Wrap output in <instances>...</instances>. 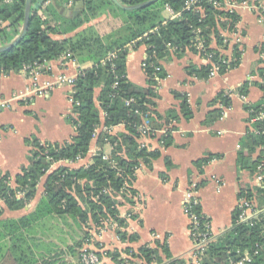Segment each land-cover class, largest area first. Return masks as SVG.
<instances>
[{
    "label": "trees",
    "instance_id": "trees-1",
    "mask_svg": "<svg viewBox=\"0 0 264 264\" xmlns=\"http://www.w3.org/2000/svg\"><path fill=\"white\" fill-rule=\"evenodd\" d=\"M69 1L75 0H60L59 5L63 6ZM120 1L125 5H137L148 0ZM188 1L159 0L146 8L126 11L111 0H88L85 9L76 18L62 19L59 25L46 20L42 10L36 7L37 0H33L26 37L12 50L0 54V76L19 73L35 62H51L68 54L79 65L90 63L91 66L80 70L76 79L73 111L68 118L75 128L71 141L51 144L41 143L35 137L28 139L31 147L29 164L16 176V188L8 184V175L0 173V199L8 209L21 210L33 200L41 178L48 174L54 163L85 158L101 126L110 129L124 125L125 133L111 135L102 131L98 135L100 148L105 145L112 147L108 160L104 159L105 153L100 149L89 166L78 169L60 167L47 175L44 197L30 220L53 215L70 216L83 228L91 221L98 229L103 228L107 221H113L118 225L119 237L127 240V234L121 230L126 227L127 219L120 216L119 207L122 204L119 197L133 203L128 194H136L133 184L141 163L151 168L152 161L161 155L160 151L141 147L139 128L146 117L150 118V125L155 128H168L180 118L175 110L168 111L165 118L153 110L159 98L157 87L166 77L161 61L172 53L180 55L187 50L199 53L198 45L201 42V53L206 57L211 55L212 63L200 70L190 66L187 68L189 75L196 74L206 79L214 65L219 67V74H225L241 62L242 51L238 46L234 47L231 59L210 48L214 40L219 48H227L221 32L233 30L239 17L216 8L214 0H197L190 10L186 9ZM25 2L0 0V45L8 43L3 25L9 23L14 26L24 21ZM167 7L180 15L166 18L164 11ZM102 15H106L102 23L89 25ZM72 33L75 34L68 38H55ZM142 45L147 47V65L144 68L148 84L146 88L130 82L126 72L129 48L137 49ZM110 54H115L116 58L109 59ZM158 67L160 71H157ZM260 76L262 82L257 85L263 92V98L256 104L245 105L250 127L241 141L237 157L239 171L248 172L254 179L264 161V68L260 70ZM248 87L249 83L244 84L239 92L247 95ZM175 96L182 100V116L190 119L192 112L188 99L179 94ZM130 99H134V102L127 105L126 101ZM215 103L222 107L209 113L208 122L222 117L224 110L231 106L230 96L221 92L213 101ZM170 130L164 137L163 147L171 145ZM214 157L209 155L195 165L202 169ZM19 192L23 193L21 199H18ZM238 197L258 202L259 213L242 222L240 216L243 209L238 205L232 213L231 227L212 237L206 264H264V189L241 185ZM196 211L200 214L201 207ZM130 240L135 241L136 237L132 236ZM126 253L129 255L127 259H123L118 252L106 254L116 264H133V259L144 264H162L163 258L167 264H186L185 260L172 257L166 242L157 243L156 248L141 247L137 252L128 249Z\"/></svg>",
    "mask_w": 264,
    "mask_h": 264
},
{
    "label": "crops",
    "instance_id": "crops-1",
    "mask_svg": "<svg viewBox=\"0 0 264 264\" xmlns=\"http://www.w3.org/2000/svg\"><path fill=\"white\" fill-rule=\"evenodd\" d=\"M45 1L37 0L36 7L42 10V16L49 22L60 25L62 19L76 18L72 16L76 0L63 6L59 5L60 0H51L48 6L43 7ZM87 1L83 0L84 9ZM224 1L227 12L237 15L239 22L233 30L221 32L227 48H219L215 40L210 48L231 59L234 47L238 46L242 51L241 62L225 74L205 79L196 74L189 75L187 71L190 66L200 70L211 65L208 57L201 53L202 49H199V53L188 50L180 55L172 53L161 61L166 77L157 87L159 98L153 110L164 118L168 111L175 110L180 118L168 128L152 127L159 131L155 137L139 139L141 147L160 151L161 155L152 161L151 168L141 163L133 184L136 194H128L133 203L119 197L121 218L132 216L127 219L126 227L121 229L127 234V240L119 237L118 225L114 223L98 229L91 221L83 228L70 216L53 215L30 220L44 197L48 174L60 167L78 169L89 166L100 149L110 156L112 147L105 145L100 148L98 135L102 131L111 135L126 132L124 125L110 129L101 126L87 156L78 161H61L51 165L48 174L41 178L34 199L23 209L12 211L0 199V264H80V254L85 248H100L107 263L116 264L105 255L107 252H118L123 259H127L128 249L137 252L141 247L156 248L157 243L165 242L173 258H188L192 241L182 203L193 185L198 188L201 211L209 218L213 234L219 235L231 227L232 213L240 201V186H254L255 183L248 172L239 171L237 157L241 141L250 127L245 105L256 104L263 98L257 84L262 82L260 70L264 68V0ZM105 19L106 15H102L89 25L96 26ZM22 26L23 22L14 26L9 23L3 25L8 43L19 35ZM75 33L55 38L64 39ZM146 51L144 45L137 49L130 47L126 63L128 80L141 88L148 86L143 67ZM90 66V63L79 65L65 55L49 63L43 80L55 79L61 74L75 76ZM246 83H249V87L247 95H243L239 90ZM30 86L29 75L23 71L0 76V102H10V108L0 113V173L8 175V184L12 188H16V176L29 164L31 147L28 139L35 137L41 143L62 144L70 142L75 135V128L68 122L73 111L69 99L70 88L58 86L47 95H37L27 92ZM221 92L230 96L231 106L224 110L220 119L208 122L209 113L222 107L219 103L213 104ZM98 94L99 90L96 96ZM175 94L188 99L192 112L190 119L182 116V100ZM144 123H150V118H145ZM171 127L173 129L170 130ZM164 130H170L172 142L168 147L161 144ZM209 155L215 156L213 160L202 169L196 167V162ZM22 197L23 193L19 192L18 199ZM67 227L76 230L71 242L67 240ZM88 235L93 241L91 244L85 242ZM132 236L136 237L135 241L130 240ZM163 260L162 264H167L165 258ZM133 264L144 263L133 259Z\"/></svg>",
    "mask_w": 264,
    "mask_h": 264
},
{
    "label": "built area",
    "instance_id": "built-area-1",
    "mask_svg": "<svg viewBox=\"0 0 264 264\" xmlns=\"http://www.w3.org/2000/svg\"><path fill=\"white\" fill-rule=\"evenodd\" d=\"M7 2H11L12 0H6ZM51 0H46L43 3V7L49 5ZM197 0H189L186 3V9L190 10L194 4H196ZM213 4L216 8L221 10H228L226 8V1L224 0H214ZM167 10L170 12L172 17H178L180 14H175L169 7ZM201 11L198 8V11ZM231 12V11H230ZM3 46V45H0ZM199 49L203 50V43H199ZM67 57H71L70 54L66 55ZM115 54H110L109 59H115ZM209 61L212 63V56L208 57ZM50 62L44 61L43 63L35 62L30 66H26L23 69L31 80L30 89H27V92H35L37 95H47L52 92L58 86H67L70 88L69 99L72 104H74L73 96L76 92V79L78 75L69 76L67 74L58 75L55 79H46L43 80L46 72L49 70L48 65ZM147 65L146 61L143 63V67L145 68ZM161 68L158 67L157 71H160ZM219 74V67L216 65L213 66L209 77H214ZM134 102V99H130L126 101L127 105H130ZM10 108V102H0V113ZM263 117V116H262ZM261 117V118H262ZM147 118V117H146ZM256 121V119L254 120ZM253 121V122H254ZM159 131L152 128L150 123H143L139 128V133L141 137H155ZM163 136L161 138V144H164V137L168 135V131H163ZM110 156L104 155V159L108 160ZM81 158H78L80 160ZM254 185L256 187L264 189V162H262L258 168V174L255 177ZM22 194V193H21ZM239 206L243 209V213L240 216V221L245 222L251 218H254L258 215L259 210L254 205L253 201H249L248 199L242 198L239 201ZM200 206V199L198 197V188L196 185H193L187 192L183 199L182 209L185 216L189 222V234L192 241V251L188 258L183 260L186 261V264H206L207 261V249L208 245L211 242L213 236H215L211 229V222L209 218H207L202 212L200 214L197 213L196 209ZM131 215H128L126 219L131 218ZM106 223L115 224L113 221H107ZM105 225V224H104ZM107 255V254H105ZM250 261V260H248ZM80 264H108L105 258L91 249L85 248L80 254Z\"/></svg>",
    "mask_w": 264,
    "mask_h": 264
},
{
    "label": "water",
    "instance_id": "water-1",
    "mask_svg": "<svg viewBox=\"0 0 264 264\" xmlns=\"http://www.w3.org/2000/svg\"><path fill=\"white\" fill-rule=\"evenodd\" d=\"M76 1H77V5L75 6L74 11L72 12L73 13L72 16H74V17H77L78 13L84 9L83 0H76ZM111 1L117 7L121 8L123 10L134 11V10H139V9L149 7L153 4H155L156 2H158L159 0H148V1H145V2L137 4V5H125L120 0H111ZM32 7H33V0H26L22 30L14 40H12L11 42H9L3 46H0V54L12 50L26 37L28 29H29V25H30ZM65 11H69V10H65ZM69 13H70V11H69Z\"/></svg>",
    "mask_w": 264,
    "mask_h": 264
},
{
    "label": "rangeland",
    "instance_id": "rangeland-1",
    "mask_svg": "<svg viewBox=\"0 0 264 264\" xmlns=\"http://www.w3.org/2000/svg\"><path fill=\"white\" fill-rule=\"evenodd\" d=\"M226 11V10H225ZM164 16L166 17V18H168V17H170V15L167 13V11H164ZM255 186V185H254ZM254 203V205L258 208L259 207V204H258V202H253ZM105 225H104V228L106 227V226H108L109 227V223H104ZM74 228L75 229V226L74 225H71V228ZM71 228L70 227H67V232H68V236H67V240H68V242H71V241H73V239H74V237H75V235H74V233H76V230H71ZM90 234V233H89ZM89 237L85 240V242L86 243H88V244H91V243H93V241L91 240V237H90V235H88ZM85 239V238H84ZM95 244V246L98 248V245H96V243H94ZM87 249H91V250H94V251H96V252H99V254L100 255H102V253H101V251H100V248H98V249H94V248H87Z\"/></svg>",
    "mask_w": 264,
    "mask_h": 264
}]
</instances>
